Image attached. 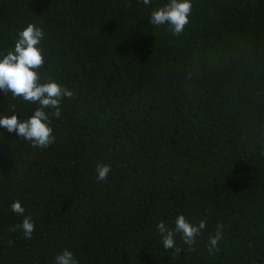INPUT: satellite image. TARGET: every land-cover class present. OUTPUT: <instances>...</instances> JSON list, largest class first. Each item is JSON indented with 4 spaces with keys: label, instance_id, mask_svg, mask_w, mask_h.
<instances>
[{
    "label": "trees",
    "instance_id": "trees-1",
    "mask_svg": "<svg viewBox=\"0 0 264 264\" xmlns=\"http://www.w3.org/2000/svg\"><path fill=\"white\" fill-rule=\"evenodd\" d=\"M168 2L0 0V52L37 24L42 82L75 92L46 149L0 126V264H55L64 249L78 264H264V0H191L180 36L149 23ZM11 105L20 121L37 107L0 90V115ZM15 200L31 239L9 231ZM179 215L207 227L192 252L177 236L174 256L156 225Z\"/></svg>",
    "mask_w": 264,
    "mask_h": 264
},
{
    "label": "clouds",
    "instance_id": "clouds-1",
    "mask_svg": "<svg viewBox=\"0 0 264 264\" xmlns=\"http://www.w3.org/2000/svg\"><path fill=\"white\" fill-rule=\"evenodd\" d=\"M137 3L148 6L151 0H137ZM191 14V0H169L167 4L151 11L149 23L157 27L169 25L171 34L180 36L190 23ZM17 36L14 50H8L7 54L0 52V56L3 57L0 59V90L10 93L12 97L36 104L37 107L29 118L20 121L15 114V105H11L14 114L0 115V126L30 142L33 148L46 149L56 141L52 122L62 115V101L74 98L75 92L51 78L42 82L38 71L45 65L42 48L45 33L42 27L29 23L17 33ZM111 171L110 164L97 163L95 167L97 181H106ZM11 210L15 215L22 217V223L10 226L9 231L20 230L25 238L31 239L35 231L33 217L25 215V208L20 200H15L11 204ZM206 227V220L195 224L184 215H179L172 227L163 221L156 225L164 249L173 250L174 256H179L184 250L176 246L177 236L181 238L183 245L187 246V250L192 252L196 250L194 245L197 243V237ZM222 238L223 224L218 223L214 234L209 236L210 253L220 251L218 243ZM55 264H78V261L70 249H64L55 257Z\"/></svg>",
    "mask_w": 264,
    "mask_h": 264
}]
</instances>
